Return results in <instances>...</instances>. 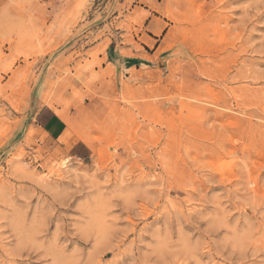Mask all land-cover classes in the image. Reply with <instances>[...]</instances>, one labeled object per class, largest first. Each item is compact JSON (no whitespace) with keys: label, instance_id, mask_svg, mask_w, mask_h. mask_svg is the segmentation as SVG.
I'll return each mask as SVG.
<instances>
[{"label":"rangeland","instance_id":"374dc122","mask_svg":"<svg viewBox=\"0 0 264 264\" xmlns=\"http://www.w3.org/2000/svg\"><path fill=\"white\" fill-rule=\"evenodd\" d=\"M0 264H264V0H0Z\"/></svg>","mask_w":264,"mask_h":264},{"label":"crops","instance_id":"0c3cea01","mask_svg":"<svg viewBox=\"0 0 264 264\" xmlns=\"http://www.w3.org/2000/svg\"><path fill=\"white\" fill-rule=\"evenodd\" d=\"M119 52L120 51H113L112 53L108 54L110 60L107 61L114 66L116 65L125 66L124 61L122 62V60L113 58V57H117L118 54H120ZM102 58H104V56ZM105 65L106 64H103V66ZM64 113L73 120L72 115H69L67 111H64ZM35 119L40 121L39 124L40 128L49 138L58 139L61 136H63L66 133V131L69 129L65 119L62 116L58 115L57 112L48 104L41 106V108L36 113Z\"/></svg>","mask_w":264,"mask_h":264}]
</instances>
